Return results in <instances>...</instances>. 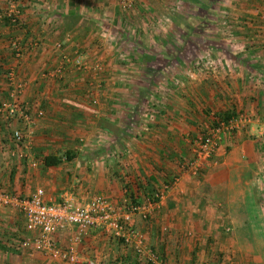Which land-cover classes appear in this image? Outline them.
Here are the masks:
<instances>
[{
    "label": "crops",
    "instance_id": "obj_1",
    "mask_svg": "<svg viewBox=\"0 0 264 264\" xmlns=\"http://www.w3.org/2000/svg\"><path fill=\"white\" fill-rule=\"evenodd\" d=\"M8 1L0 0V104L17 107L8 116L0 105V189L120 205L145 203L167 182L148 214L132 216L167 264H264V0H134L128 8L22 0L14 26L3 15ZM77 53L88 67L73 63ZM62 57V73L51 75ZM238 113L247 120L217 140L210 159L194 173L181 167L200 129ZM13 128L28 142H13ZM65 150L70 158L42 163ZM73 231L53 237L65 246ZM29 235L20 210L0 205V264H75L22 244ZM128 248L100 228L75 244L79 264H150Z\"/></svg>",
    "mask_w": 264,
    "mask_h": 264
},
{
    "label": "built area",
    "instance_id": "obj_2",
    "mask_svg": "<svg viewBox=\"0 0 264 264\" xmlns=\"http://www.w3.org/2000/svg\"><path fill=\"white\" fill-rule=\"evenodd\" d=\"M21 2L22 0H9L3 13L7 23L12 26L19 24L18 5ZM119 2L122 7L128 8L134 0H119ZM9 45L13 51V56H20L22 46L19 42L12 39L9 41ZM54 47L56 49L60 48L61 43L56 41ZM64 59L62 57L49 70L51 75H60L62 73ZM72 61L78 67H88L80 59L79 53L74 56ZM95 65L98 66L97 64ZM7 79L13 81L14 72L12 69L7 71ZM11 94H13V91ZM15 102L16 100L0 104L7 107L8 112L6 114L8 116L13 115L16 111L17 105ZM20 112L26 116L25 111L20 110ZM246 120L247 116L238 113L226 118H218L215 123H209L203 129H200L193 138L192 155L181 167L191 173L196 172L212 156L217 140ZM10 138L16 144L28 142L27 133H23L18 128L11 130ZM22 151L23 149H19L17 154L19 156L22 155ZM174 181H176V177L173 178L172 182ZM168 187L169 183L162 182L160 188L145 203L128 200L120 205H113L101 195H93L85 202L76 203L72 198V194L67 191L58 200L46 201L43 199V190L40 187H37L29 196L25 197L0 189V205L16 206L22 213L24 228L30 233L22 241V244L30 242L33 248L50 257L79 264L81 259L75 250V244L81 240L88 229L100 228L108 232L113 239L120 240L123 245L131 248L135 254L150 262V264H167L160 254L146 242L141 230L132 225V216L134 213H139L141 216L148 214ZM68 225L74 226V231L68 237L67 244L60 246L55 241L53 234Z\"/></svg>",
    "mask_w": 264,
    "mask_h": 264
},
{
    "label": "trees",
    "instance_id": "obj_3",
    "mask_svg": "<svg viewBox=\"0 0 264 264\" xmlns=\"http://www.w3.org/2000/svg\"><path fill=\"white\" fill-rule=\"evenodd\" d=\"M13 53V51H12ZM228 116V114H223L218 116V118H226ZM102 148H104V146H102ZM115 147H110L108 146L105 150H111L114 149ZM72 156V153L68 150L63 151V153H61L60 155L57 154H44L42 155L41 159H42V163L46 164V165H51V164H56L58 163L62 158L68 159ZM131 200H135L137 202V199H135L134 197H131ZM120 242V240H119Z\"/></svg>",
    "mask_w": 264,
    "mask_h": 264
},
{
    "label": "rangeland",
    "instance_id": "obj_4",
    "mask_svg": "<svg viewBox=\"0 0 264 264\" xmlns=\"http://www.w3.org/2000/svg\"><path fill=\"white\" fill-rule=\"evenodd\" d=\"M204 56L202 55V60L200 59H198V61L199 62H197L198 64H199V66L200 67H202V66H204L203 64L206 62V61H204V60H206V59H208L207 57H205V58H203ZM203 62V63H202ZM207 68V67H206ZM205 67H202V71H204L205 69H206ZM201 69V68H200ZM114 150H115V148L114 149H111V150H109V151H107V150H105V151H107V153H109L110 155H108L109 157H110V159H108L109 161H110V163H112L111 161L113 160V158H114V155H113V152H114ZM62 153H63V151H62ZM141 218V217H140ZM151 245V244H150ZM176 245V244H175ZM188 247H186V249H187ZM176 249V248H175ZM128 250L130 251V252H132L131 251V249H129L128 248ZM181 250H182V248H181ZM157 251V250H156ZM172 253H173V251H172V249L170 250ZM157 253L159 254V251H157ZM174 263H176V261H174Z\"/></svg>",
    "mask_w": 264,
    "mask_h": 264
}]
</instances>
